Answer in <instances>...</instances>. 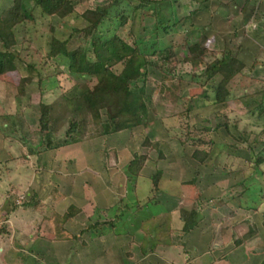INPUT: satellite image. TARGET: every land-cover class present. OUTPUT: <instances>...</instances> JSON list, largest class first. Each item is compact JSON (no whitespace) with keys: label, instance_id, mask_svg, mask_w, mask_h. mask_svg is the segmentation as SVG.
Here are the masks:
<instances>
[{"label":"rangeland","instance_id":"obj_1","mask_svg":"<svg viewBox=\"0 0 264 264\" xmlns=\"http://www.w3.org/2000/svg\"><path fill=\"white\" fill-rule=\"evenodd\" d=\"M113 1L116 5L112 12H124L128 16L127 23L117 30V34L132 46L142 14L140 10L135 12L132 9L143 0H76L75 11L67 18H45L37 9L34 13L35 23L16 29L19 43L14 50L20 52V57L14 61V72L0 76V117L18 113L27 130L34 132L39 129L41 103H53L61 95L71 98L84 93L80 87L85 82L84 79L69 74L68 61L65 58H46L49 38L53 34L61 42L67 41L69 51L74 50L82 44L77 37L81 30L80 14L87 9ZM171 2L178 33L169 35L163 43L171 40L177 45L180 40L178 34H183L186 44L199 43L219 57L235 58L246 69H251L257 60L263 65L264 38L259 37L258 33L264 30V8L259 10L256 7L259 4L264 6V0H250L244 13L238 6V0ZM50 28H53L52 34ZM175 51L178 55L177 62H181L187 54L186 46L176 47ZM28 64L36 67L43 82L39 83L40 78L35 76L25 87L24 97L19 98L17 86L20 80L28 75ZM262 65L254 69V72L250 71L249 77L237 76L228 85L220 76L209 81L204 78L197 79L190 84L185 79L164 78L156 70L149 69L145 96L150 100L147 104L148 116L143 120V124L119 134L85 141L75 144L74 147H65H72L70 149L47 151L31 156L24 146L12 138L5 139L0 133V228L4 224L3 212L6 207L11 209L15 204L11 215L5 218L8 219L6 227L9 234L3 236L13 237L15 231L18 237L36 236L40 229L42 234L54 232L53 222L42 223L43 217H51V208L45 210L44 216L38 212L40 207L35 211L24 204L35 200L43 206L52 207L54 203L53 207L56 208L53 211L57 215L75 205L80 208L79 213L65 223L62 236H66L67 242H59L56 245V256L53 252L48 253L52 251L51 244L43 242L32 247L34 255L37 249L46 250L43 252L50 255V259L44 256L48 264H191V254L185 251V244L188 248L190 240L184 237L186 228H181L178 223V205L183 204L185 210L182 212L187 211L185 218L189 221L193 216L191 211L194 210L193 203L196 200L205 202L206 205L207 202L218 198L217 193L224 187L238 184H244L249 189L241 199L243 205L239 206L236 202L232 207L235 211L229 224L230 238H227L226 242L231 240L232 248L235 242L242 240L251 231L264 233V218L256 214L258 205L264 200V162L260 165L256 163L259 158H264V116L257 118L250 114L260 105H264ZM179 68L183 67L179 65ZM113 70L120 72L121 67L116 66ZM87 84L92 86L94 80L88 81ZM206 86L227 93L228 101L214 104L212 99H208L202 104ZM256 114L259 116L260 113ZM177 116L183 122H192L191 139L194 140L191 143L183 145L180 140L181 137L186 138L185 130H177L175 127L172 130L175 135L169 134L168 127L173 126L172 119ZM234 123L240 132L244 131L248 135V139L232 148L233 141L224 126L229 128ZM202 136L213 144L210 146L209 158L201 165L192 158L195 144H191ZM154 143L158 144L157 149L150 146ZM159 153L162 157H159ZM135 156H145L147 161L139 173V182L131 184L125 166ZM158 171L161 172V177L157 179L159 189L155 190L150 178ZM105 184L110 185L111 194L115 198L111 203L119 208L118 212L114 209L113 213L117 215V220L111 217L112 214L95 210L92 193L89 195L87 192L89 196L85 197L86 191L91 190L97 194L99 185L106 200V188L102 189ZM130 188L133 193L129 191ZM159 191L170 196H163ZM53 193H56V196L52 195ZM108 198L105 206L111 204ZM134 198L138 199L139 206H144L137 215L134 213ZM152 199L163 207L150 201ZM146 201L150 202L145 203ZM215 202L213 205L204 206L200 211L201 218L205 219L201 229L204 234L211 232L208 216L212 213L211 207L217 205L218 201ZM164 208L173 212L172 237L177 246L172 249L159 247L157 258L142 261L139 246L143 233L138 224L141 225L151 216L164 211ZM260 211L264 212V204ZM213 213V216L220 220L227 219L230 214L222 208H217ZM110 218L115 220L114 230L100 238L91 237L90 226L97 222H109ZM250 239L251 237L239 243L243 248L240 254L246 252L249 258L251 254H258L263 248L259 237L248 244L246 241ZM217 243L218 240L211 242L210 249L213 250L214 244ZM228 252L229 249L225 248L219 256L225 253L227 256ZM185 255L186 259L183 257ZM212 256L214 260L219 257ZM179 259L182 261L177 262ZM261 260L264 261L263 255L255 262L251 261L252 264H259Z\"/></svg>","mask_w":264,"mask_h":264},{"label":"trees","instance_id":"obj_2","mask_svg":"<svg viewBox=\"0 0 264 264\" xmlns=\"http://www.w3.org/2000/svg\"><path fill=\"white\" fill-rule=\"evenodd\" d=\"M76 0H0V76L12 73L16 70L14 61L20 57V52L14 50L19 43L16 29L36 22L35 11L38 9L42 17H58L64 19L75 11ZM250 0H238L241 12L249 5ZM116 2L96 6L87 9L80 14L81 30L77 37L82 44L69 51L67 41H60L52 34L48 42L46 58L52 59L62 56L68 61L70 75L80 76L84 83L80 85L84 93L78 97L68 98L61 95L53 103L39 105V129L34 132L27 130L21 116L18 113L0 117V133L5 139H14L24 146L29 155L58 150L60 148L79 144L85 141L101 137L115 135L143 124L147 119V104L149 98L145 96V82L149 69L156 70L167 79H185L192 84L195 80L204 78L205 81L220 76L230 84L235 77H249L250 71L259 68L257 60L251 69L230 56L219 57L210 52L199 43L186 44L183 34H178L180 40L177 45L171 40L163 41L176 31L174 7L171 0L150 1L143 0L132 11H141L138 23L137 36L130 46L117 34V30L127 23L128 16L124 12L113 11ZM193 12H190L192 14ZM186 46V57L177 62L176 47ZM186 68L183 70V68ZM120 66V72L113 69ZM27 76L22 78L17 86L18 97H24V89L32 80L39 77V71L31 64L26 67ZM38 71V72H37ZM252 75V74H251ZM94 80L89 86L88 81ZM42 83V78L39 79ZM264 91V90H263ZM202 104L208 99L212 103L221 104L228 101V94L214 88H205ZM202 101V100H201ZM259 112L258 114H256ZM257 118L264 116V105L250 113ZM173 126L168 127L170 135H175L172 130H185V137H181L183 145L191 143L193 131L192 122H183L178 116L172 119ZM233 141V148L247 141L248 135L240 132L237 124L224 126ZM196 133V131H195ZM197 133H201L198 132ZM20 136L19 138L17 136ZM148 143H146L147 145ZM195 150L192 158L199 164H204L211 154L212 142L205 136L194 141ZM157 143L150 145L157 149ZM159 157L161 153H159ZM147 158L135 156L125 168L129 183L135 184L140 171L144 167ZM264 162L259 158L257 164ZM161 177L158 171L151 176L153 187L159 189L157 179ZM132 192V188L129 189ZM211 202L193 203V211L197 212L193 217V226L201 220L200 211L204 206L215 204ZM215 205L216 208H219ZM222 204V202H220ZM13 204V203H12ZM17 206V205H16ZM25 207L39 208L38 201L24 204ZM14 206L11 208L12 209ZM79 210L70 206L63 215H54V240L64 241L63 225L69 221ZM147 227V228H146ZM92 237H103L109 231L114 230L111 222L95 223L89 228ZM139 230L143 233L140 243V252L143 256L157 253L159 247H170L175 244L170 229V216L167 213L155 215L141 223ZM249 232L242 240L254 235ZM239 241V242H240ZM237 242V243H239ZM264 264V263H262Z\"/></svg>","mask_w":264,"mask_h":264},{"label":"crops","instance_id":"obj_3","mask_svg":"<svg viewBox=\"0 0 264 264\" xmlns=\"http://www.w3.org/2000/svg\"><path fill=\"white\" fill-rule=\"evenodd\" d=\"M256 8L260 10L261 8H264V6L259 4L258 7H256ZM259 10H257V11H259ZM262 19H263V17H262ZM258 35H259V37L264 38V30H261V33H258ZM263 53H264V50H263ZM259 65H262V64H259ZM263 66H264V63L262 65V67ZM73 147H74V145H73ZM231 147L233 148V143H232ZM70 148H72V147H69V148H65L64 147L63 149H61V148L58 149V151L59 150L60 151L61 150H66V149H70ZM129 162H127V165H128ZM101 179L102 178L100 177L99 180H101ZM140 179H141V177L138 176L136 181H135V184H137ZM104 182H106V181H104ZM182 184L183 183H181V185ZM181 185H180V187H181ZM32 187H33V185L31 186V188ZM105 188H106V191H107L105 193H107V196L109 197V198L108 197L107 198L109 199V203H111L115 199L114 195L111 194L112 193L111 187H110V185H106L105 184V187L102 188V189H105ZM248 189L249 188H247V186H245L244 184H240V185L238 184V185H235V186H228V187L226 186L223 189H221L222 193L221 192L217 193V197L218 198H216V199L214 198L213 200H218V202H219L218 203V205H219L218 207L220 209L222 208L223 210L225 209L226 211L228 210V212L230 214H228L227 219L220 220L219 218H217V216H213V214H214L213 211H215L217 208L215 206L211 207L210 210H211V212L213 214L211 213L210 216H208V218L210 219V220H208V222L211 225L209 227V229H211V232H207L205 234L202 233L203 230H201L203 228V223H205V222H203L205 219H202L196 226H193V217L195 215L193 210L191 211V213L193 215L191 220L186 221V220H188V219L185 218V216L187 215V211H186V213L182 212L183 210H185L183 204H179L178 205V208L176 210V212L178 213V218H179V222L178 223L181 224V228H186V231L184 233L185 234L184 237L190 240L188 248H187L188 245L185 244V247H186L185 251H187L188 253L191 254L190 255L191 264H252L251 260H254V262H255V260H257L259 257H261L262 255L264 256V233L255 232V234L251 237V239L249 241H246L249 244V242H252V240H254L257 237H259L260 241H262V243H263V246H262L263 248H261L258 251L259 252L258 254L257 253L251 254L252 255L251 256L252 258L250 257L251 259L249 258V255L246 254V252L244 254H240L241 251H243V248L239 244L240 242L239 243L235 242L234 246L232 248H231V245H230L231 244V240L226 242L227 238L228 239L230 238V236L228 234L231 231V225H229V224H230L231 218L234 215L233 212L235 211L232 207H234L236 202L239 204V206L243 205V204H241L242 203L241 199L248 193ZM98 191L99 192L97 194L94 193L91 190L90 191H86V193L88 192L89 195L92 193V202H93L94 206L96 207L95 210L96 211L99 210V211H101V213L103 212V213H106V214L109 213L110 215L112 214L111 217H114L117 220L118 219L117 215L113 214V213H115L114 209H117V206L116 205L113 206L112 203L110 204V206H105V204L107 203V198L105 200V197H104V194H103L104 192L103 193L101 192V188L99 187V185H98ZM263 192L264 191H262V193ZM88 193L85 194V197H87ZM150 193H151V191H150ZM159 193L161 195H163V196L164 195L168 196L167 194L162 193L161 191H159ZM55 194L56 193H53L52 195L56 196ZM223 195H224V197H221ZM88 198L90 199V197H88ZM213 200H211V201H213ZM150 201H153L155 204L161 205L163 207L162 204H158L157 201L154 200V199H152ZM150 201H146L145 203L150 202ZM220 202H222V204ZM263 202H264V200H262L260 202V204L258 205L259 208H257V210L259 212L257 211L258 213L256 212V214H258V215H260V216H262L264 218V212L260 211V209L262 208V206L264 204ZM133 203L135 205V208H134L135 212L134 213H135V215H137L138 213H140L141 209L144 206L143 205L139 206V201H138L137 198H134ZM39 204H40L39 207L41 209L40 211H38V208H36V209L32 208V209H34L35 211H38V212H40L41 214L44 215L45 214V210H48L49 208H51V210H52L51 217H49L48 215H46V216L44 215L45 217L42 218V223L46 222V221H50V222H53V225H54L53 216L57 215V213H55V211H53V209L56 208V207H53L54 203L52 204V207L50 205H48L47 207L43 206V204L41 202H39ZM42 206L44 207V209H42ZM73 207H75L78 210H80V208H78L75 205ZM118 209H117L116 212H118ZM66 211L67 210L65 209L64 213ZM3 213H4L3 215H5V217H3L4 218V221H3L4 224L0 228V264H37L36 262H39V263L41 262L40 264H48V261L46 259H50V255H47L46 253L43 252V251H46V250L41 251V250L37 249L36 253L34 255V252H32V250H33L32 247L34 245H40L43 242L46 243V244H51L52 251H49L48 253L52 254V252H53V254H54V252H56V250H55L56 249V245L59 242H67L66 240H64V241L54 240L55 231L52 232V233H49V231H48L45 234H42L41 233V229L38 230V235H36V236L30 235V237L29 236L28 237L27 236L18 237L17 234H16V231H15V235L13 237H4L3 236L4 234H9L7 232V227H6L8 219L5 220V218H6V216L11 215V209H8L6 207V211H4ZM164 213H167L170 216V229H171V232H172L171 215L173 217V212H171V211L167 210L166 208H164V211H161V212L157 213L156 215L164 214ZM63 214H61V215H63ZM151 218H152V216H151ZM114 221L115 220H112V219L109 220V222L113 223V225L115 226L116 224H115ZM64 225H63V229H64ZM139 226H140V223L138 224V227ZM262 226L264 228V223H263ZM54 227H55V225H54ZM213 228L215 229V231H213ZM48 229H49V227H48ZM209 233H211V234H209ZM141 236H143V235L141 234ZM64 237H66V236H64ZM93 238H97V237H93ZM98 238H100V237H98ZM215 240H216V242L218 240V243L214 244V247H213L214 249L211 250L210 249L211 242H215ZM30 245H31V248H29ZM173 246H177V245L174 244ZM173 246L160 247V248L172 249ZM26 247L29 248V249L26 250L25 249ZM220 247H223V248H220ZM225 248L229 249V252H228L227 256H226V253L224 255H222V256L221 255L219 256L221 250H223ZM25 251H26V253H25ZM238 252H239V254H238ZM140 254H141V252H140ZM212 255H214V256L218 255L219 257H215V260H214ZM44 256H47L46 259L44 258ZM141 257H142V261H146V260L152 261V259L154 257L157 258V253L152 254V255H147V256H143L141 254ZM183 257H185V259H186L187 256L185 255ZM160 260H162V259H160ZM180 261H182V260L179 259V261H177V262H180ZM262 263H264V261L261 260V262H259V264H262ZM181 264H183V262H181Z\"/></svg>","mask_w":264,"mask_h":264}]
</instances>
